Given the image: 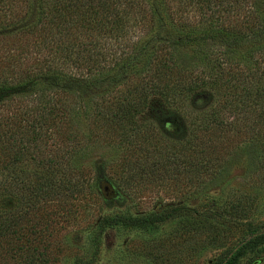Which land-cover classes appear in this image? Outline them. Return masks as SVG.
I'll use <instances>...</instances> for the list:
<instances>
[{"label": "trees", "instance_id": "16d2710c", "mask_svg": "<svg viewBox=\"0 0 264 264\" xmlns=\"http://www.w3.org/2000/svg\"><path fill=\"white\" fill-rule=\"evenodd\" d=\"M2 57L0 264H59L53 226L86 215L115 169L181 167L201 203L102 215L85 232L95 252L108 230L175 221L184 241L204 235L201 249L250 237L218 264L264 252L253 201L221 202L234 167L264 175V0H0ZM200 96L211 102L196 111ZM157 110L183 114V141L160 133ZM102 147L117 164L86 165Z\"/></svg>", "mask_w": 264, "mask_h": 264}, {"label": "rangeland", "instance_id": "374dc122", "mask_svg": "<svg viewBox=\"0 0 264 264\" xmlns=\"http://www.w3.org/2000/svg\"><path fill=\"white\" fill-rule=\"evenodd\" d=\"M3 61L4 57L0 59V63ZM210 102L208 97L200 96L193 100L191 108L196 111L204 110ZM11 110L5 106L0 109V116L7 117ZM187 112L188 109L184 111V115ZM154 113L155 124L163 136L171 141L184 140L187 135V125L182 113L159 110ZM243 139V137L239 138L238 143L241 144ZM108 147L93 150L89 148L91 158L85 162L86 165L90 163L100 169L109 160L117 164L119 156L116 154L112 156L111 149ZM115 170L111 172V178L106 176L108 182L101 186L100 197L94 200L92 206L89 205L91 208L87 210L86 215L76 220L71 219L68 223H57L53 226L55 229L53 238L60 247L59 264H70L76 257L91 261L92 264H218L225 255L227 247L235 245L239 247L250 239L249 236L241 239V236L235 234L222 249L217 247L201 249L199 244L203 241L204 235L184 241L180 233L173 234L178 227L175 221L151 233L141 230H108L103 234L99 251L95 252L91 241L85 239V232L102 215L126 213L133 217H140L159 213L170 207L184 205L192 207L201 203L200 197L193 198L184 190V174L181 167H171L168 172L140 174L134 178H130L126 169ZM110 181L120 185L121 188L114 187ZM228 181L229 186L224 191L221 202L239 197L253 201L250 210L253 216L248 221H252L253 225L260 228V231H264V175L253 177L234 167ZM110 188L112 191L108 190ZM13 200L10 197V203ZM235 264H264V252L258 256L248 252Z\"/></svg>", "mask_w": 264, "mask_h": 264}]
</instances>
